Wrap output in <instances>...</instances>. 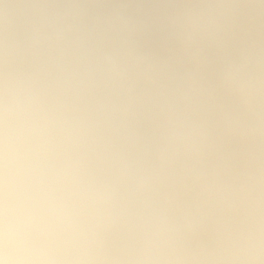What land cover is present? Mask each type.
<instances>
[{"label": "clouds", "instance_id": "9594fccd", "mask_svg": "<svg viewBox=\"0 0 264 264\" xmlns=\"http://www.w3.org/2000/svg\"><path fill=\"white\" fill-rule=\"evenodd\" d=\"M0 264H264V0H0Z\"/></svg>", "mask_w": 264, "mask_h": 264}]
</instances>
